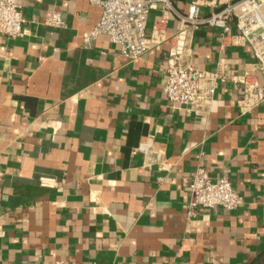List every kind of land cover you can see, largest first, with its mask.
<instances>
[{
    "label": "crops",
    "instance_id": "0c3cea01",
    "mask_svg": "<svg viewBox=\"0 0 264 264\" xmlns=\"http://www.w3.org/2000/svg\"><path fill=\"white\" fill-rule=\"evenodd\" d=\"M194 1L173 0L181 14ZM20 4L23 34L0 35V264H264V102L244 113L230 80L208 114L168 101L174 15L128 61L106 35L88 40L101 17L89 0ZM53 13L64 27L44 24ZM235 34L199 26L184 63L263 82ZM198 166L244 203L191 210Z\"/></svg>",
    "mask_w": 264,
    "mask_h": 264
},
{
    "label": "built area",
    "instance_id": "2783aa9c",
    "mask_svg": "<svg viewBox=\"0 0 264 264\" xmlns=\"http://www.w3.org/2000/svg\"><path fill=\"white\" fill-rule=\"evenodd\" d=\"M22 0H0V35L15 39L23 34L25 17L21 9ZM101 8V17L88 35L95 41L99 35H106L118 46L121 56L135 60L147 53L154 45L167 39L166 26L171 16L179 19L177 31L172 35L163 87L166 99L173 104L192 108L200 114H208L215 101V94L221 83L230 80L241 89V105L244 113H251L264 102V81L247 74L225 75L220 70L204 71L184 63L187 42L194 29L201 25L221 30L224 37L233 30L235 37L250 47L257 67L264 77V0H195L185 14L179 13L173 0H89ZM208 5L211 11L201 15V6ZM152 9L158 10L148 35V24ZM45 25L62 28L64 21L59 13L45 19ZM143 150L145 147L142 146ZM146 151V150H145ZM4 173L0 170V186ZM42 185L49 183L42 179ZM192 194L190 209L198 207L227 211L238 209L244 199L228 177L213 180L208 170L198 166L188 182ZM28 264H37L30 262ZM56 264H64L58 262Z\"/></svg>",
    "mask_w": 264,
    "mask_h": 264
},
{
    "label": "trees",
    "instance_id": "16d2710c",
    "mask_svg": "<svg viewBox=\"0 0 264 264\" xmlns=\"http://www.w3.org/2000/svg\"><path fill=\"white\" fill-rule=\"evenodd\" d=\"M252 264H262V263H259V262L257 263V262H256V263H252Z\"/></svg>",
    "mask_w": 264,
    "mask_h": 264
}]
</instances>
